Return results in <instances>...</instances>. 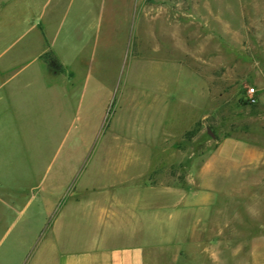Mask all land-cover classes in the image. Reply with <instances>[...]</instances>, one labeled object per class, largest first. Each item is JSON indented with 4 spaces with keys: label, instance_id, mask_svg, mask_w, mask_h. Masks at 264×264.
Wrapping results in <instances>:
<instances>
[{
    "label": "rangeland",
    "instance_id": "rangeland-1",
    "mask_svg": "<svg viewBox=\"0 0 264 264\" xmlns=\"http://www.w3.org/2000/svg\"><path fill=\"white\" fill-rule=\"evenodd\" d=\"M51 40L81 98L25 88ZM42 243L264 264V0H0V264Z\"/></svg>",
    "mask_w": 264,
    "mask_h": 264
},
{
    "label": "crops",
    "instance_id": "crops-1",
    "mask_svg": "<svg viewBox=\"0 0 264 264\" xmlns=\"http://www.w3.org/2000/svg\"><path fill=\"white\" fill-rule=\"evenodd\" d=\"M32 18L34 20H32ZM32 18L30 20H28L27 18L28 20L27 22L29 23V29H33L34 27L36 28L37 26L36 22H38L39 20V18H36L34 16H32ZM30 21L31 22L35 21V24L33 23L31 24ZM38 42L40 41L38 40ZM50 48L56 51L57 57L60 60V62L59 61L58 62L61 65V67L67 66L70 70H72V75L76 76V73L78 70L77 68L78 66L76 64H79V63H75L73 57H72V61L70 60L68 61L67 59L68 56L64 55V53H61V51L58 48H56L55 41L51 40ZM38 51L35 52L34 57L30 59V62L25 67L22 68V69L28 70L32 66L35 67L34 71L32 72L33 74H31L32 77L25 84V88H33L34 97H36L37 99L38 97H40V94L44 93L46 95L44 100L43 99L39 100V103H44V102L46 103H66V101H70L69 100L70 93L74 91L75 87L76 88L79 87L78 84H72L71 86L68 87L65 84V79H64L65 74L61 73L60 70L57 71V70L50 68L51 70H53V72H49L48 70L44 69V67L42 66L39 67L38 59L41 54H38ZM81 65L84 66L82 67V70L86 72L85 75H89L90 73L89 72L90 68H88L89 66H87V69H86L85 63ZM67 67L65 68L67 69ZM21 70H18L16 73L11 75L7 81L11 82L13 79H15V77L18 75V73L21 72ZM48 76L57 78L55 84L54 83L48 84L50 82ZM38 80L42 83L36 86V84L38 83ZM77 91L79 94V98H81L83 96L82 89L79 87V90ZM36 98H33V100H36ZM12 104H14L12 106L13 110L17 111L18 104L17 103H12ZM9 105H11V103H9ZM58 122L59 121L57 120V123ZM45 247L46 246L42 243V246L40 245L39 248L35 251L34 255L32 256L28 264H36L37 261L34 258H36L37 255L40 254L42 250H44L43 248ZM46 251H47V254L45 256V259L39 262L38 264H140V262L135 261L133 259H130V260L121 259V260L114 261L110 259L109 256L102 254L101 253L102 251L98 250L97 245H94L92 248L89 247V248L78 249V250H75V249L73 250L71 248L67 250H61L59 246L57 247L55 245H52V246H48L46 248Z\"/></svg>",
    "mask_w": 264,
    "mask_h": 264
},
{
    "label": "trees",
    "instance_id": "trees-1",
    "mask_svg": "<svg viewBox=\"0 0 264 264\" xmlns=\"http://www.w3.org/2000/svg\"><path fill=\"white\" fill-rule=\"evenodd\" d=\"M41 59L46 62L49 68L54 69V70H61V65L59 64L58 60L56 57L51 53V52H45L42 56Z\"/></svg>",
    "mask_w": 264,
    "mask_h": 264
},
{
    "label": "built area",
    "instance_id": "built-area-1",
    "mask_svg": "<svg viewBox=\"0 0 264 264\" xmlns=\"http://www.w3.org/2000/svg\"><path fill=\"white\" fill-rule=\"evenodd\" d=\"M246 95H247V101L249 103H255L257 94H256V91L253 87H250L247 89Z\"/></svg>",
    "mask_w": 264,
    "mask_h": 264
}]
</instances>
